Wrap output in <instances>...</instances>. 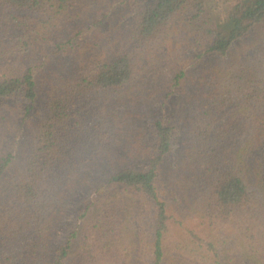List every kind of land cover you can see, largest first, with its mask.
<instances>
[{
  "label": "trees",
  "instance_id": "trees-1",
  "mask_svg": "<svg viewBox=\"0 0 264 264\" xmlns=\"http://www.w3.org/2000/svg\"><path fill=\"white\" fill-rule=\"evenodd\" d=\"M0 264H264V0H0Z\"/></svg>",
  "mask_w": 264,
  "mask_h": 264
}]
</instances>
